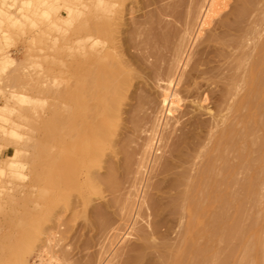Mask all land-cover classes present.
<instances>
[{"label":"rangeland","instance_id":"obj_1","mask_svg":"<svg viewBox=\"0 0 264 264\" xmlns=\"http://www.w3.org/2000/svg\"><path fill=\"white\" fill-rule=\"evenodd\" d=\"M212 1L0 0V264H163L185 243L189 217L179 210L185 186L178 178L205 166V148L240 89L229 74H246L264 35V0ZM86 87L92 96L117 94L107 123L104 114L84 115L95 100ZM78 94H87L84 104ZM247 113L254 116L245 125ZM232 124L236 145L225 149L226 163L241 170V144L244 170L194 225L205 229L191 240L203 253L195 257L187 244L184 264H212L214 252L217 264H239L251 247L252 261L260 257L253 244L241 247L252 233L264 238V198L253 201L264 187V94ZM91 134L97 154L85 171ZM252 186L261 192L251 200L241 189ZM232 225L247 234L234 236Z\"/></svg>","mask_w":264,"mask_h":264},{"label":"bare ground","instance_id":"obj_2","mask_svg":"<svg viewBox=\"0 0 264 264\" xmlns=\"http://www.w3.org/2000/svg\"><path fill=\"white\" fill-rule=\"evenodd\" d=\"M212 2H215L214 0L212 1ZM210 3L211 4V7H212V4L213 5H215L214 3ZM218 2V0L216 1V3ZM208 6H210V5H208ZM211 7L209 8V10L208 11H212V9H211ZM214 9V8H213ZM252 56H250L251 57V59H249V61H250V63H249V61H248V64H247V68H245V70H246V72H244V74L245 75H243V74H241V76H240V72L238 73H235L234 72V74H233V72H230L231 74H229V76H231L232 77V79H231V77L229 78V76H228V78L229 79H227V82H229V80L230 81H232V82H234L235 83V81H237L235 84L237 85V83H238V85H237V87H240V89L239 90H237L238 92H236V95H235V98L232 100V103H230V105L228 106L227 105V109L226 110H224V113L222 114V115H224V116H222L221 117V119H220V121H222V124H221V122H220V124H221V126H220V130H219V132L217 133V135L211 140V142H210V144L208 145V147L206 146V148H205V151H204V157H205V160H206V162H205V166L201 169V170H199V171H197V175L195 174V176H194V178H192L193 176H187V175H184L183 174V177H185V176H187V177H185V182H181L182 180L184 181V178L183 177H179L178 179V183L179 184H181L182 186H185V187H183V188H185L184 190H185V192H183V193H180L179 195H178V197H177V200L179 199V203L180 202H182V206L180 207V205H181V203H180V205H179V203L178 202H176V204H178L179 205V208H181V209H179V210H181V211H183V210H185L186 211V214L188 215V217H189V223H188V226H187V229L185 230L186 231V235H185V237H186V241H185V243H183V245L181 244V247L179 246L178 247V249H176L175 251H171L172 253H170L168 256L165 254L162 258H164V257H169L168 259H166V261L164 260V263L163 264H184V257H185V255L187 254V251H189L191 248H192V252H193V255H194V253L196 252L194 249H197L198 250V248H194V247H197V246H195L194 244H193V242L191 241L194 237H196L197 235H199V234H201L202 235V233L204 232L205 233V229L203 228V226L200 228V229H197V230H195L194 231V225H197V224H202L203 223V221H202V216L205 214V212H207V210L215 203V202H220V200L222 199V200H224L223 198H224V193H225V191H226V189H227V185L229 184L230 185V181H232L233 182V180H231L232 179V177H234L233 175L235 174V171L236 172H241V171H243L244 170V168H243V166H241L240 165V163H239V161H241L242 160V157H243V151H244V146L243 145H241V144H239V146H237V154H238V164L237 165H239L240 167H242L243 168V170H242V168H241V170H238L239 168H237V169H235V171L233 170V169H231V167H229L228 165V163H226L227 162V160H226V158H225V155H224V151H225V149H227V148H229V147H234L235 145H236V143H234V139H233V134H232V127H233V124H232V120L234 119V118H238L239 116H240V113H241V110L243 109V108H245V107H252V105H255V102L259 99V97H260V95H262V94H264V35L261 37V39L259 40V42H258V44H257V47H256V50H255V52L253 53V54H251ZM84 63H85V61H84ZM87 64V63H86ZM237 64V65H236ZM93 66V65H92ZM236 66V67H235ZM239 66H241L240 65V62L239 61H237V62H235V65H234V67L237 69ZM96 67V65H94V68ZM94 68H92V69H94ZM240 68V67H239ZM238 68V69H239ZM98 69V68H97ZM96 69V70H97ZM95 70V69H94ZM95 70V71H96ZM91 71L92 70H90V75L91 76H88L87 75V77L89 78L88 79V81L89 82H91L90 80H92V81H94L95 79V77H94V75H93V79H90V77H92V74H93V72H95V71H92V73H91ZM233 71V70H232ZM97 72V71H96ZM99 72H97L96 73V76L98 77V76H100L99 78H100V80L99 79H97V77H96V79H97V81L100 83V81L102 82V79L103 78H101V76H102V73L100 72V74L101 75H99L98 74ZM239 74V75H238ZM115 75H118V74H115ZM243 75V76H242ZM81 76V75H80ZM83 76V75H82ZM234 76V77H233ZM79 77V76H78ZM78 77H77V79H78ZM119 76H115L114 77V75H113V79L111 80V81H113L112 83H115L116 81V87H118L119 88V86L118 85H120V83H121V79H120V77L118 78ZM115 78V79H114ZM116 78H118V80L116 79ZM87 79V78H86ZM236 79V80H235ZM83 80V79H82ZM116 80V81H115ZM235 80V81H234ZM88 81H86V86H92L93 85V82H92V85H91V83H87ZM111 81H110V87L112 88H114V85H112V83H111ZM115 81V82H114ZM169 81H171V82H169L168 84H172V80L170 79ZM95 83L96 84H94V86L96 87V89L99 87V86H103V85H100L99 83H97L96 82V80H95ZM103 83V82H102ZM90 84V85H89ZM97 84H99V85H97ZM167 84V85H168ZM98 87H97V86ZM94 86H92V88H90L91 89V91L89 90V92L92 94L94 91H97V92H99L100 90V88L101 87H99V89H97V90H94L93 89V87ZM85 87V86H84ZM171 87V86H170ZM170 87L169 86H164L162 89H164V90H166L167 91V89H165V88H168L169 90H170ZM79 88H80V86H79ZM111 89V90H113V91H115V88L114 89ZM86 89V90H85ZM84 90H85V92H83V93H87L88 94V96H87V94H85V96H87V98L88 99H90V100H92V98L91 97H93V99H95V100H97L98 102L100 101V103L99 104H97V105H99V106H97L95 103H97L95 100L94 101H92V102H90L89 100H87V98L84 96L83 97V95H80V94H78V95H80V100H83V104H84V98H86V100L88 101V107H91V109L90 110H86V114H84V115H86L87 116V114L90 112V111H92V113L93 112H95V114L93 113V115H95L94 117H96V114H97V116H98V114H99V116H101L102 117V114H104L105 115V120L104 119H102L101 117L100 118H97V121H98V119H100V120H102V121H100V123H96L95 122V126H93L95 129H93L94 131V135L96 134V136H99L100 135V133L101 132H99L100 130H102V126L104 125V122H103V120L106 122V121H108V120H106V117H107V119H108V116H106V114L107 115H109V114H113V112H114V110H112V111H110L109 112V110H111V109H113L114 108V106H115V104L117 103L116 101H117V99H118V97H116L117 96V94L116 93H113V91H111V90H109L108 89V91H109V93H110V95L111 96H109V93H106V91H104L106 94L104 95V92L100 95L99 93H97V92H95L96 93V95L95 94H93V96L90 94V93H88V89H87V87L85 88ZM70 90V89H69ZM69 90H67L68 92H69ZM83 90V91H84ZM94 90V91H93ZM105 90V89H104ZM87 91V92H86ZM107 91V92H108ZM118 91V89L116 88V92ZM72 92L74 93H76V90L75 91H71L70 93L72 94ZM78 92V91H77ZM82 92V91H81ZM168 92V91H167ZM170 92V91H169ZM168 92V93H169ZM67 93V92H66ZM80 93V92H79ZM118 93V92H117ZM165 93V92H164ZM164 93L162 94V95H164ZM172 93V92H171ZM97 94H99L98 96H100V97H102L101 99H100V97L98 98L97 97V99H96V96H97ZM108 94V95H107ZM165 94H167V93H165ZM173 94V93H172ZM172 94L169 96L170 98H172L173 96H174V94H173V96H172ZM74 95V94H73ZM94 95H95V98H94ZM114 95H116V96H114ZM66 96H68V93L66 94ZM76 96V97H75ZM75 102H76V99H77V95L75 94ZM104 96H107V99L109 100V102H111L110 104V106L108 107V104H106V101H104V99H103V97ZM113 97V98H110L109 99V97ZM165 96H167V95H165ZM69 97V96H68ZM68 97H66V103L68 102V103H70L69 102V98ZM90 97V98H89ZM67 98H68V100H67ZM73 98V97H72ZM115 98H117L116 100H115ZM163 98V97H162ZM73 99V100H74ZM99 99V100H98ZM106 99V98H105ZM106 99V100H107ZM114 99V100H113ZM164 99V102H161L162 103V105H164L165 104V102L166 101H168L167 100V98H163ZM103 102H102V101ZM108 100H107V103H108ZM115 101V102H114ZM75 102H73V103H75ZM169 102V101H168ZM82 103V102H81ZM90 103V104H89ZM94 103V105H92ZM103 103V104H102ZM169 104H171V103H169ZM77 105H78V101H77ZM90 105V106H89ZM96 105V106H95ZM102 105H103V108H102ZM105 105H107V107H108V109L105 107L104 108V106ZM166 105H168V103L166 104ZM76 106V105H75ZM84 106V105H83ZM95 108H94V107ZM77 107H79V106H77ZM77 107H75V109L77 108ZM82 107V106H81ZM100 109H99V108ZM111 107V108H110ZM164 107V106H163ZM67 108V107H66ZM83 108V107H82ZM87 108V107H86ZM98 108V109H97ZM71 109V108H70ZM70 109H69V111H68V113H69V115H68V119H70L69 118V116H70ZM81 109V108H80ZM93 109L94 110H98L97 111V113H96V111H93ZM108 111H107V110ZM76 110H78V109H76ZM100 110H102V111H104L105 110V113L104 112H100ZM79 111V110H78ZM89 111V112H88ZM79 112H81V111H79ZM82 112H85L84 110H82ZM112 112V113H111ZM67 113V112H66ZM77 113V112H76ZM226 113V114H225ZM101 114V115H100ZM73 116V115H72ZM85 116V117H86ZM253 113H247L246 115H244V117L242 118V120H241V122L243 123V124H245V125H248L249 123H250V121L253 119ZM84 117V116H83ZM85 117H84V119H85ZM103 118H104V116H103ZM76 120H78V119H76ZM86 120V124H84L85 121ZM85 120H83V118H82V124H83V128H85V125L86 126H88L89 124H87V119H85ZM79 121V120H78ZM101 122H102V124H101ZM107 123V122H106ZM69 124H71L70 122H69ZM78 124H79V122H78ZM101 124V125H100ZM98 125V126H97ZM82 126V125H81ZM91 126V127H92ZM70 127V126H69ZM92 127V128H93ZM92 128L90 129L91 131H92ZM98 130V131H97ZM92 133V132H91ZM99 133V134H98ZM66 134V133H65ZM67 135V134H66ZM69 136V135H68ZM93 137V135L91 134V137H90V141L92 140V139H94V140H92L91 142H92V144H93V149H91V153H89V157H88V153L87 152H85V154L81 157L82 158V161L80 160V162H81V164H82V166H83V168L82 169H84V168H86V167H88V163L90 164V165H92L91 163H93V159L94 158H92L95 154H97V149L95 150L94 148L96 147H98V138L97 137ZM93 137V138H92ZM69 138V137H68ZM92 138V139H91ZM95 138H97V140L95 139ZM84 139H82V141H83ZM66 141H68V139L66 140ZM94 141V142H93ZM85 142V141H84ZM90 142V143H91ZM260 143H261V145H262V142L260 141ZM97 144V145H96ZM69 146H70V148H71V145H70V143H69ZM69 146H68V148H69ZM262 147H264V145L262 146ZM67 148V149H68ZM69 148V149H70ZM68 149V150H69ZM243 150V151H242ZM264 150V149H263ZM95 152V153H94ZM93 153V154H92ZM91 155H92V157H91ZM96 156V155H95ZM94 156V157H95ZM90 157H91V159H90ZM237 157H236V159H237ZM260 158V157H259ZM258 158V161L260 160ZM239 159H241V160H239ZM78 160V159H77ZM261 160H263V158L261 159ZM91 161V162H90ZM243 161V160H242ZM220 163L221 164V168H220V170H216V168H215V165H216V163ZM260 163V162H259ZM262 163V162H261ZM94 164V163H93ZM228 164V165H227ZM79 166V165H78ZM228 166V167H227ZM234 167H236V166H234ZM238 167V166H237ZM233 168V167H232ZM88 168H86L85 169V171L87 170ZM219 171H221V172H219ZM218 173H220V176H221V173L223 174V177L222 178H218L217 177V175H218ZM248 174V173H247ZM181 176V175H180ZM247 177V176H246ZM181 178H183V179H181ZM188 178V179H187ZM190 179V180H189ZM247 179H249V178H247ZM245 180L244 181V185H246L245 184V182H247L248 180ZM251 181H252V179H251ZM250 181V184L252 185V182ZM248 183V182H247ZM92 185H94V183H91ZM263 184H264V180H263ZM262 184V186H264ZM244 185H242V188L244 189V191H245V188L247 187H245ZM251 185H249V188H250V186ZM95 186V185H94ZM94 186H92V187H94ZM249 188H248V190H249ZM255 189L253 186L251 187V190H249L250 191V193H249V191H247V192H244L243 191V189H241L242 191L241 192H243V193H248V195H245V194H243V195H245V196H248L249 198H250V196H253V197H251L252 199L254 198V194L256 195L257 193H259V192H261V190L263 191L262 193H260L261 194V197H259V199L258 198H256V197H258V195H256V197L253 199V201L255 200V199H257L258 201L259 200H261V199H263L264 197H263V195H264V187L263 188H261L260 187V189L261 190H259V192L257 191L256 193H253L254 191H253V189ZM183 190V191H184ZM253 191V192H252ZM251 193H253L252 195H251ZM260 194H259V196H260ZM179 196H181V198H182V201H180L181 199L179 198ZM234 198H236V197H234ZM233 197L231 198V200H230V202L232 201V203H234L233 201H235V199H234ZM250 198V199H251ZM261 198V199H260ZM232 199H234V200H232ZM251 199V200H252ZM236 200H238V199H236ZM256 200V201H257ZM263 201V200H262ZM255 202V201H254ZM235 203H236V201H235ZM177 205V206H178ZM182 208H183V210H182ZM259 214H262V212L261 213H259ZM259 216H261V215H259ZM257 217V216H255V220L254 221H256L257 222V218H258V220L261 218V217ZM254 217V216H253ZM251 219V221H253ZM263 219H264V216H263ZM251 222V224H254L255 225V222ZM237 225V224H236ZM236 225H232V229H231V231H233V226H235V229H234V232H231V231H229V233H233V234H235L234 236H238L239 238L240 237H244L246 234H247V231H244L245 232V234L243 235V232L241 233L243 236H241L240 234H236V232L235 231H240V229H238L237 230V226ZM254 225H252V226H254ZM251 226V227H252ZM251 227H250V229H251ZM249 231V230H248ZM227 232V231H226ZM225 232V234H226V237H228L229 239L231 238V240H232V238L234 239V236L233 237H231L232 236V234L230 235L229 233H226ZM241 232V231H240ZM239 232V233H240ZM259 233V232H258ZM224 234V235H225ZM230 237H229V236ZM259 235L260 234H258L257 236H256V234L255 233H252V235H250V236H253V238L255 237H258L257 238V240L258 239H261V240H258V242H257V240H256V242L254 241L255 240V238L254 239H250V237H248L247 238V242L248 243H246V241H245V243L244 244H247V246H245L244 244H242L243 246L241 247V248H243L242 249V251L243 250H246L244 247H248V248H250L251 247V245L253 244V246H254V248L256 247V250H258V251H256V254L257 253H259V258L255 261V262H253L252 260V255H253V258H254V254H252L251 255V257L249 256L251 253H250V251L251 250H253L252 249V247L250 248V251H249V253L248 252H246V251H244L243 253L245 254V255H247V257L249 256L250 257V259H249V257H248V259L250 260L249 262H247L248 260H247V257L244 255V257H246V259L245 258H242V259H244V260H241V259H239V261H238V263L240 264H261V262H262V264L264 263V245H262V244H259V243H262V239H264L263 237H259ZM207 236H209V234L207 233ZM236 236V237H237ZM225 236H224V240H228V238H226ZM235 237V238H236ZM222 238H223V236H222ZM221 238V239H222ZM242 239L243 238H241V239H239V240H241L242 241ZM226 240V241H227ZM253 240V243L251 242V241ZM189 241V243H187ZM228 241H230V240H228ZM250 241V242H249ZM254 242H255V244H254ZM257 243V244H256ZM263 243H264V241H263ZM185 244V245H184ZM191 245V247H190V249H189V247H188V245ZM249 244H251V245H249ZM262 245V246H261ZM250 246V247H249ZM185 247H186V249H185ZM194 250V251H193ZM200 250L201 251H203L202 249H199V253H203V252H200ZM198 252V251H197ZM195 253V255L197 254V257H199L201 254H199V253ZM252 253L254 252V251H251ZM255 253V252H254ZM214 254V255H213ZM213 254H211V256L210 257H212V256H214V257H212L213 258V260H212V258H210L209 260L212 262V264H214L217 260V257H215V252L213 253ZM216 254H217V252H216ZM194 255V256H195ZM193 256V257H194ZM216 256H218V255H216ZM196 257V256H195ZM165 259V258H164ZM247 260V261H246ZM242 261V262H241ZM162 262H163V260L161 259V263L160 264H162ZM251 262H253V263H251ZM216 264H217V262H216Z\"/></svg>","mask_w":264,"mask_h":264}]
</instances>
